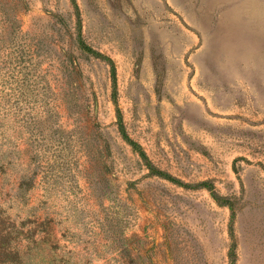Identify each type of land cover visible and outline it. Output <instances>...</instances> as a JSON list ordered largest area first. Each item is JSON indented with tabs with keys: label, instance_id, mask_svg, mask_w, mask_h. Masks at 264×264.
<instances>
[{
	"label": "rangeland",
	"instance_id": "1",
	"mask_svg": "<svg viewBox=\"0 0 264 264\" xmlns=\"http://www.w3.org/2000/svg\"><path fill=\"white\" fill-rule=\"evenodd\" d=\"M186 2L0 0V264H264V33Z\"/></svg>",
	"mask_w": 264,
	"mask_h": 264
},
{
	"label": "crops",
	"instance_id": "2",
	"mask_svg": "<svg viewBox=\"0 0 264 264\" xmlns=\"http://www.w3.org/2000/svg\"><path fill=\"white\" fill-rule=\"evenodd\" d=\"M185 12H212L225 33H264V0H187Z\"/></svg>",
	"mask_w": 264,
	"mask_h": 264
},
{
	"label": "trees",
	"instance_id": "3",
	"mask_svg": "<svg viewBox=\"0 0 264 264\" xmlns=\"http://www.w3.org/2000/svg\"><path fill=\"white\" fill-rule=\"evenodd\" d=\"M81 46L83 48L86 49V47H84L83 43L80 42ZM88 49V48H87ZM94 56L106 61L109 66H110V72H111V78H112V102L114 104L115 107V113H116V125H117V129L118 132L121 136V138L128 143L132 148L136 149L140 155V158L142 159V162L144 164V166L147 168V170L149 171V173L153 176H157V177H161L164 178L170 182L179 184L180 182L178 180H176L175 178H173L170 174L160 170L159 168H157L146 156V154L141 150L140 146L134 142L128 135L127 132L124 128L123 125V121H122V117H121V112L117 106V102H116V89H115V84H116V77H115V66L113 64V61L108 58L107 56L102 55L99 52H94L93 50H89ZM190 187H200V188H205L209 194L213 197V199L218 202L221 203L222 205L228 206L232 217H233V208H232V204L231 202H229L228 200H225L224 198H221L218 196L217 193L214 192V188L213 186L209 185L207 182H201L199 184H194L193 186ZM230 239H231V244L229 247V250L227 252V256H228V264H236V260H237V255H236V244L234 242V238H233V233H232V229L230 228Z\"/></svg>",
	"mask_w": 264,
	"mask_h": 264
}]
</instances>
